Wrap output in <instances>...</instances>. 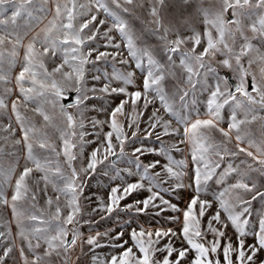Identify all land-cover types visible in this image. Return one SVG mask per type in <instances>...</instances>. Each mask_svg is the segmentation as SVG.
I'll return each mask as SVG.
<instances>
[{"label":"snow or ice","instance_id":"1","mask_svg":"<svg viewBox=\"0 0 264 264\" xmlns=\"http://www.w3.org/2000/svg\"><path fill=\"white\" fill-rule=\"evenodd\" d=\"M0 264H264V0H0Z\"/></svg>","mask_w":264,"mask_h":264},{"label":"rangeland","instance_id":"2","mask_svg":"<svg viewBox=\"0 0 264 264\" xmlns=\"http://www.w3.org/2000/svg\"><path fill=\"white\" fill-rule=\"evenodd\" d=\"M153 223H154V221H153Z\"/></svg>","mask_w":264,"mask_h":264}]
</instances>
